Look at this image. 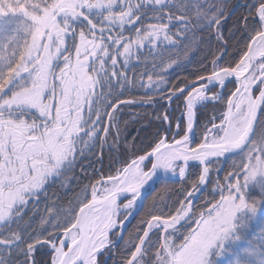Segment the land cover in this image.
Wrapping results in <instances>:
<instances>
[{"label":"snow or ice","instance_id":"obj_1","mask_svg":"<svg viewBox=\"0 0 264 264\" xmlns=\"http://www.w3.org/2000/svg\"><path fill=\"white\" fill-rule=\"evenodd\" d=\"M241 7L236 31L250 39L239 60L222 67L214 56L206 75L169 89L171 101L191 87L183 101L185 134L171 143L159 138L149 152L92 181L88 169L103 165L113 129L118 144L120 109L152 102L119 98L116 85L137 86L135 71L128 74L131 62L141 63L147 45L152 73L139 74V87L160 91L167 83L156 71L164 50L189 48V34L204 29L223 40L222 25L233 14L229 0H0V264H13V254L23 257L15 264H40L35 253L44 248L51 253L44 264H104L100 257L109 254L119 256L113 264H264V227L258 234L251 228L264 219V0ZM129 29L134 32L125 36ZM168 59L163 71L177 63ZM230 77L236 88L220 122L191 147L194 108L222 100L221 92L207 91ZM228 157L231 169L212 182L211 165ZM77 171L88 181L83 195L67 208L46 205L35 225L29 205L47 200L50 186ZM160 172L180 179L168 190L176 200L167 212L156 198L149 205L142 199ZM209 182L211 199L197 204ZM138 200L143 215L125 235Z\"/></svg>","mask_w":264,"mask_h":264},{"label":"trees","instance_id":"obj_2","mask_svg":"<svg viewBox=\"0 0 264 264\" xmlns=\"http://www.w3.org/2000/svg\"><path fill=\"white\" fill-rule=\"evenodd\" d=\"M246 3H252V0H229L233 14L229 15L225 23L222 25L221 31L224 35L223 40L217 41L214 32L211 37H209L208 30L204 29L203 31H195L194 33L189 34V40L191 41L189 48L185 49L181 46L179 49L167 48L164 50L165 62L164 64H161L156 71L161 72L167 83L159 86L160 91L143 94L142 92L145 88L139 87V74L146 70L147 74L152 73V54L149 52L147 45L142 49V54L140 56L141 63L137 64L136 61L133 60L128 70L129 76L133 74V71L137 74V86L130 87L126 85L124 89L121 90L119 85H116V89L123 93L119 97L121 100L133 98L139 100L151 97L152 102L147 104H126L120 109L117 114V120L120 127L118 144H114L113 142V137L115 136V129H113L109 135L108 144L104 148L103 165L97 163L95 165L96 170L94 173L91 168L88 169L92 181L114 174L115 169L122 167L127 161L134 159L136 156L143 155L145 152H149L151 147L155 145L156 141L161 138L162 135L168 134V138H171L174 134L175 136H181L185 133L184 119L180 115L183 110L184 96H186L185 94L187 92L185 91L184 95L179 96L178 99L173 98L169 101L167 98L169 89L183 87L189 81L194 80L197 75H206L211 70L210 61L214 56L220 57L219 63L222 67H227L230 64L234 65L236 61L239 60L240 56L243 54V50H246L247 39H250L246 33L236 31L235 27L237 16L245 11V8L241 7V5ZM147 22L148 21H145V23ZM129 32H134V29L125 31L124 35H129ZM185 52H187V55H185ZM169 56L171 57V60H176L177 63L173 64L167 69V71H163L165 66L170 63V60L168 59ZM145 59H147L149 63L145 64ZM144 83H147V75L144 76ZM235 88V81H228L222 93V100L205 103L197 109L195 125L196 142H200L202 133H204L208 124L215 121L217 122V120L220 119L221 113L224 111V106L226 105L227 97L235 90ZM154 89L155 86H153V91ZM136 91L139 92L136 94ZM216 91L218 92L216 87L209 90L210 93ZM161 96L164 98L161 99ZM165 114L169 117L168 121L162 119ZM157 117H160V119ZM103 122H107L106 116L103 118ZM178 123L180 125L178 130L179 134L176 135ZM169 126L171 130H168ZM232 161L233 158L229 157L222 165V169L214 177L212 171L210 180L213 182V179L215 178L216 181L217 177L222 179L225 173L231 169ZM192 165L195 166L198 164ZM150 167L151 161H148L145 168ZM193 170L198 172V168L196 167H193ZM194 178L195 177H190L189 181L186 182L189 187L191 179ZM212 182L207 184L206 189L203 191L199 199H197V204L202 203L205 196H207L208 199H211L209 193H211L213 188ZM86 183H88V181L80 177L78 171L75 178H73L72 173H68L64 180L57 181L47 189V200L42 198L39 204L29 205L27 215H34V223L35 225H39L41 214H46V205L51 206L53 201H55L57 204L67 208L69 202L72 201L75 196L83 195L82 189ZM179 184L180 181L174 182L161 180L157 182L151 192L145 197L143 204L149 205L153 199L156 198L158 206L167 212V205L176 200L174 193H170L168 190L175 189ZM88 195L90 198V188ZM216 198H219L218 191ZM142 215L143 207L133 215L130 222L127 224L125 235H127L128 231H131L134 228ZM261 227H264V219L257 218L251 225L252 230L256 234L259 233ZM48 230L51 231L50 228ZM121 243L122 241H119L117 246L119 247ZM50 255L51 253L47 248L38 249L35 253V258L40 264H44L45 260L50 258ZM11 259L13 264H15L17 259H23V257H17L13 254ZM114 259L119 260V256L113 257L110 254L109 257L105 259L104 264H113Z\"/></svg>","mask_w":264,"mask_h":264},{"label":"rangeland","instance_id":"obj_3","mask_svg":"<svg viewBox=\"0 0 264 264\" xmlns=\"http://www.w3.org/2000/svg\"><path fill=\"white\" fill-rule=\"evenodd\" d=\"M258 59V58H257ZM258 74V73H257ZM235 81V80H234ZM236 83V82H235ZM153 87V86H152ZM217 89H218V87H216ZM156 90H149V88H145V90L142 92L143 94L144 93H146V94H149V93H152V92H155ZM187 91H191V89H188ZM186 91V92H187ZM137 92H139V91H136V94H137ZM217 92V91H216ZM216 92H212V93H210L209 91H208V93H207V95H212L213 93H216ZM185 95H187V93L185 94ZM203 104H205V103H201V104H199L197 107H195V109H196V111H197V109L201 106V105H203ZM225 109H226V105L224 106V111H225ZM186 110V108H185V104H184V102H183V110H182V113L184 112ZM182 113H181V117H183L182 116ZM222 117H220V119H221ZM183 119H184V124H185V131H186V128H187V121H186V118H184L183 117ZM220 119L219 120H217V122L215 121V122H213V123H216V124H218L219 122H220ZM213 123H210V124H208V126L206 127V129H205V131L208 129V128H211V126H212V124ZM168 130H169V127H168ZM204 131V132H205ZM169 132V131H168ZM185 134V133H184ZM183 134V135H184ZM196 133L194 132V135H195ZM183 135H181V136H175V134L174 135H172V137L171 138H168V134H164V135H162V137H166L167 139H166V142H172V140H173V138H175V139H179L180 137H182ZM204 139V133H202V138H201V140H200V142L202 141ZM200 142H196L195 141V138H194V140L193 139H190V146L191 147H194L197 143H200ZM148 161H146L145 162V164L144 165H142V166H144L145 167V165H146V163H147ZM194 164H197V163H194ZM211 167H212V171H213V177L214 176H216L217 175V171H216V169L217 168H220V169H222V162H221V160L220 161H216V162H214L212 165H211ZM148 168H145V170H147ZM169 174H171V173H169ZM175 176H178V174L177 175H175ZM161 181V180H160ZM169 181H171V180H169ZM180 181V180H179ZM215 181V178L213 179V182ZM159 182V181H158ZM174 182H177V181H174ZM100 187H103V185H101ZM206 188H204L203 189V191L205 190ZM151 192V191H150ZM149 192V193H150ZM148 193V194H149ZM203 193V192H202ZM202 193H200V194H198V197H200L201 195H202ZM147 194V195H148ZM146 195V196H147ZM145 196V197H146ZM126 202V200H124V201H122L120 204H123V203H125ZM142 206H140V201L138 200V202H137V210L139 209V208H141ZM137 210H135L134 211V213L133 214H136L138 211ZM133 214H132V216H133ZM125 215H129L128 213H122L121 214V216H120V218L121 219H123L124 218V216ZM129 217H131V215H129ZM113 238H115V233L113 234ZM120 240H117V243L119 242ZM110 255V254H109ZM109 255H107V256H101L100 257V259L104 262L105 261V259H107L108 257H109Z\"/></svg>","mask_w":264,"mask_h":264},{"label":"water","instance_id":"obj_4","mask_svg":"<svg viewBox=\"0 0 264 264\" xmlns=\"http://www.w3.org/2000/svg\"><path fill=\"white\" fill-rule=\"evenodd\" d=\"M230 80H235V78L234 77L226 78V83L228 81H230ZM216 86L218 87L219 92H221V94H222L223 91H224L225 86L223 88H221V86L218 83H216L214 86L209 87L208 91L210 90V88L216 87ZM188 89H191V87H189ZM208 91H207V93H208ZM194 113H195L194 123L196 125V109L195 108H194ZM194 138H195L194 133L190 134V139L194 140ZM169 143H171V142H169ZM221 160H222L223 163L226 161V159H224V158H221ZM189 163L192 164V163H195V162L190 161ZM160 180L179 181L180 179H179V176H173L172 174H169V173L168 174H164L163 172H160L158 177L154 178L152 181L149 182V184L145 185V188L142 190V199L143 200H144L145 196L153 189L155 184L158 181H160ZM124 200H125V198H119L118 202L121 203ZM125 227H126V224H125Z\"/></svg>","mask_w":264,"mask_h":264}]
</instances>
